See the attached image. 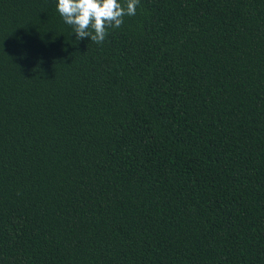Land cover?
Returning <instances> with one entry per match:
<instances>
[{
	"label": "trees",
	"instance_id": "1",
	"mask_svg": "<svg viewBox=\"0 0 264 264\" xmlns=\"http://www.w3.org/2000/svg\"><path fill=\"white\" fill-rule=\"evenodd\" d=\"M123 20L0 0V264H264V0Z\"/></svg>",
	"mask_w": 264,
	"mask_h": 264
},
{
	"label": "clouds",
	"instance_id": "2",
	"mask_svg": "<svg viewBox=\"0 0 264 264\" xmlns=\"http://www.w3.org/2000/svg\"><path fill=\"white\" fill-rule=\"evenodd\" d=\"M139 0H56V9L76 39L103 43L109 28H119L125 16L136 15Z\"/></svg>",
	"mask_w": 264,
	"mask_h": 264
}]
</instances>
